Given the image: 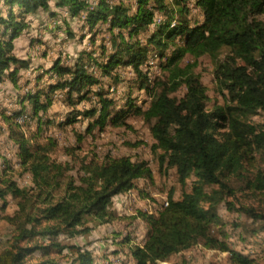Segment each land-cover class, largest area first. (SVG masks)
<instances>
[{
  "label": "trees",
  "instance_id": "trees-1",
  "mask_svg": "<svg viewBox=\"0 0 264 264\" xmlns=\"http://www.w3.org/2000/svg\"><path fill=\"white\" fill-rule=\"evenodd\" d=\"M130 1L0 0L1 89L34 69L37 54L50 57L42 36L32 34L39 15L46 13L69 40L78 35L67 25L73 18L91 32L88 46L73 57L60 53L36 76L37 87L21 94L19 108H0L17 157V168L10 161L0 167L1 208L9 199L16 205L2 215L11 231L6 246L0 237V264H111L72 240L117 218L128 220L112 240L127 248V264H163L200 242L228 251L234 264H259L213 228L225 226L220 205L226 202L233 210L227 197L238 187L264 191V20L259 18L264 0ZM64 9L69 17H63ZM23 36L31 48L26 56L16 52L15 41ZM154 55L157 67L148 65ZM202 56L213 65L218 96L211 107L197 71ZM156 68L162 73L153 74ZM112 85L119 88L114 94ZM57 98L69 109L56 120L49 112ZM24 112L32 117L30 134L17 122ZM116 113L144 120L161 171L174 170L181 185L180 194L171 188L156 211L141 208L118 216L114 210L116 196L135 189L144 193L139 181H154L147 160L82 153L84 138L104 129ZM83 119L88 124L79 130ZM55 126L71 127L77 136V143L63 146L65 160L55 156L59 139L48 133ZM17 171L28 183H21ZM242 207L256 219L241 236L264 240V212ZM258 239L255 250L263 249ZM121 247L107 256L120 257Z\"/></svg>",
  "mask_w": 264,
  "mask_h": 264
},
{
  "label": "rangeland",
  "instance_id": "rangeland-1",
  "mask_svg": "<svg viewBox=\"0 0 264 264\" xmlns=\"http://www.w3.org/2000/svg\"><path fill=\"white\" fill-rule=\"evenodd\" d=\"M129 2H131L129 0ZM259 18L264 20V12L259 15ZM46 13L39 15L38 21H34V29L32 31L33 35L42 36L45 40V46L50 54L47 55L37 54L34 59L33 67L34 69L29 70L27 73H23L19 83H13L11 80L5 82L4 87L0 90V108L9 112L12 108H19V100L22 93H25L28 89L37 87L36 76L42 75L40 72L45 71L53 60H55L60 53H67L70 56H75L81 49L89 45L91 32L88 27H83L82 21L77 18H73L67 22L70 28L77 32L75 38L66 39L64 29L57 28L53 26L52 21H50ZM82 34H86L85 38ZM100 38L98 39V42ZM16 52L18 55L26 56L30 53L31 48L29 46V37L23 36L15 41ZM45 48V47H44ZM197 71L202 74L204 84L208 87V94L211 99L209 106L211 107L215 101H217V91L215 80L213 77V65L209 56L200 57V64L197 67ZM44 73V72H43ZM162 73L161 69H155L153 74ZM128 80H130L131 74L126 75ZM48 82V76L44 78ZM21 84V85H20ZM126 88V87H125ZM137 94V93H136ZM140 98H146V93L140 92ZM85 105V104H83ZM69 107L64 104V102L57 98L53 101L49 115L54 117L56 120L62 118L68 111ZM256 120L260 118L256 117ZM18 122V121H17ZM88 124V119H83L79 121L76 128L79 130H84ZM25 130V129H24ZM28 127L26 132L31 133ZM57 130L60 147L56 151V157L58 160H65L67 156L63 152V146L77 143V136L74 134V130L69 128L53 127L48 131L50 135ZM142 140L138 146H132L129 142H136ZM153 143V138L149 131L148 126L144 123V120L137 115H129L126 119H122L121 116L116 113L114 117L108 121L107 126L104 129H95L94 135H87L83 140V151L85 153L90 150H95L99 155L103 156L108 152L114 154H131L135 155L143 160H147L155 172L154 181L151 183L139 181V188H142L145 192L141 193L138 189L133 190L127 195H121L116 197L114 201V210L118 216L129 215L136 213L137 209H145L149 211H156L159 206L166 200L167 194L171 188H174L176 193L179 195L181 191V185L176 182L175 171L169 170L167 172L161 171L159 164L156 160L155 154H153L151 144ZM15 146L13 142L8 138L7 124L3 120L0 114V160L7 165L10 161L14 166L17 160L15 156ZM13 160V161H12ZM17 171V178L21 183H28V176L20 175ZM227 201H230L235 208L229 209V205L226 202L221 203L219 216L222 221L225 222V226L220 228L216 226L213 228V233L225 239L228 237L233 242V246L242 250L248 254H251L259 264H264V244L262 248H255L258 246L256 236H248L244 239V235L249 232L250 227L254 225V218L248 212H245L242 206H247L249 208L255 209L257 212H264V191L262 190H251V189H241L237 188L236 194L233 196H228ZM0 202V237L2 240V246L7 245L6 239L10 236L11 227L8 223L2 219L4 213H12L16 205L14 201L9 199V204L6 209L1 208ZM241 210V211H239ZM128 220L119 219L109 222L99 224L90 235L83 236V238L78 239V244L91 245L92 249L96 252L99 257L107 258L114 263L113 259L117 256H112L113 259L107 256L110 250L116 247H121L117 241V235L126 230V223ZM257 222V221H256ZM258 224V223H256ZM138 232L143 234L146 232V225L142 224L139 226ZM243 233V236H241ZM264 243V240L258 239ZM256 246V247H255ZM123 250L120 255L122 259L117 261L116 264H127L125 261L127 258L126 249L119 248ZM234 264L230 259V253L228 251H220L218 249H211L203 245L202 242L196 244L195 246L183 250L178 254H174L168 260L164 261L163 264ZM112 264V263H111Z\"/></svg>",
  "mask_w": 264,
  "mask_h": 264
},
{
  "label": "bare ground",
  "instance_id": "bare-ground-1",
  "mask_svg": "<svg viewBox=\"0 0 264 264\" xmlns=\"http://www.w3.org/2000/svg\"><path fill=\"white\" fill-rule=\"evenodd\" d=\"M64 11V13H69V11L67 10V9H64L63 10ZM64 13H63V17H64ZM70 14V13H69ZM59 22H61V21H59ZM58 22H54V24H57ZM173 24H175V23H173ZM155 56H157V55H154V56H151L150 57V59H149V61H148V65L149 66H152V67H157V64H156V62H155V60H156V57ZM91 68H94L93 66H91ZM118 89L119 88H117L115 85H112L111 86V88H110V91H111V93H113L114 94V92H117L118 91ZM17 121H18V123L20 124V126H21V128L24 130H26V128H27V124H28V122H32V117H31V115H30V113H28V112H24V113H22L21 115H19L18 117H17ZM57 130H55L52 134L54 135V136H56V137H60V135H58L57 136ZM2 165H4L3 164V162L2 161H0V167L2 166ZM166 204V203H165ZM113 261H114V259H113ZM112 264H113V262H112Z\"/></svg>",
  "mask_w": 264,
  "mask_h": 264
},
{
  "label": "built area",
  "instance_id": "built-area-1",
  "mask_svg": "<svg viewBox=\"0 0 264 264\" xmlns=\"http://www.w3.org/2000/svg\"><path fill=\"white\" fill-rule=\"evenodd\" d=\"M63 13H64V11H63ZM70 16V14L69 13H64V17H69ZM114 93H116V92H114ZM61 95V93L59 94V96ZM57 136H58V133H57ZM121 257V256H120ZM120 257H116V258H114V263L116 264L117 263V261H119L120 259H122V258H120ZM120 258V259H119Z\"/></svg>",
  "mask_w": 264,
  "mask_h": 264
},
{
  "label": "crops",
  "instance_id": "crops-1",
  "mask_svg": "<svg viewBox=\"0 0 264 264\" xmlns=\"http://www.w3.org/2000/svg\"><path fill=\"white\" fill-rule=\"evenodd\" d=\"M126 195H127V194H126ZM119 196H121V195H118V196H116V197H119ZM116 197H115V199H116ZM115 199H114V201H115ZM80 238H83V236H82V237L75 238V239H73L72 241H73L74 243H79L78 239H80ZM89 246H90V248H92L91 245H89Z\"/></svg>",
  "mask_w": 264,
  "mask_h": 264
}]
</instances>
